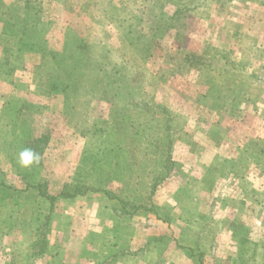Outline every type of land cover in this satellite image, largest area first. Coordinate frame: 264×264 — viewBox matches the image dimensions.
<instances>
[{
  "label": "rangeland",
  "instance_id": "obj_1",
  "mask_svg": "<svg viewBox=\"0 0 264 264\" xmlns=\"http://www.w3.org/2000/svg\"><path fill=\"white\" fill-rule=\"evenodd\" d=\"M258 1L0 0V264L18 220L25 254H40L54 235L64 237L49 226L48 205L74 212L70 229L84 231L91 225L86 201L109 207L121 222L151 226L141 231L144 239L164 232L169 240L154 237L138 264L160 261L155 246H181L180 215L192 189L203 212L194 220L204 231L189 236L194 260L208 262L214 248L212 254L224 255L232 239L225 230L233 229L242 243L229 264H264V0ZM25 22L39 27L33 34L57 58L75 61L86 47L80 81L74 85L56 59L16 42L24 39ZM167 121L168 166L167 141L160 140ZM25 147L41 154L39 165H18ZM37 185L49 194L62 185L87 193L61 203L40 195ZM122 200L129 214L114 212Z\"/></svg>",
  "mask_w": 264,
  "mask_h": 264
},
{
  "label": "crops",
  "instance_id": "obj_2",
  "mask_svg": "<svg viewBox=\"0 0 264 264\" xmlns=\"http://www.w3.org/2000/svg\"><path fill=\"white\" fill-rule=\"evenodd\" d=\"M66 187L67 186L62 185L58 192L53 193L52 191H49L52 194H49L48 192L46 194L56 196L57 199L58 197L61 198V201L58 200L61 203L63 201L65 202V200L69 201L70 197L73 196H62V191L67 190ZM42 200L43 199L40 198L38 201L42 202ZM197 200L198 196L196 197L193 189L190 190L188 193V198L186 199L185 205L182 208V212L180 215V217L182 216V220H180L184 224H186L183 226L182 231L180 230V235L177 237V241L181 242V246H177V242H175L174 245L167 244L163 249H158V247L155 246V248L157 249L156 256H160V259H158L160 261H156L155 258H145V263L198 264L199 260H194V258L192 257V253L189 250L190 248H188L189 246H192L193 249H197L196 245H193L191 241H189V236L193 232L195 234L197 233V235L199 236L198 233H200L202 230L198 229V227L196 226L197 223L194 220L195 218L197 219V214L200 215L203 213L200 210L201 206L200 203L197 202ZM85 204V207H87L88 210L86 212L91 213L89 215V218H87V220H90L91 225L86 227L84 231H82V229L80 231H78V229H75V231H72V229H70L72 220L71 218H73L74 212L70 211V216L69 213L66 212V206V208H63L61 210L60 207L57 208L56 204L55 208L53 209L52 205H48V209H45V211L51 212V215L48 216V220L50 221L49 226L52 227V231L54 230V228L59 229L58 233H61L62 235H64V237H58L59 240H54V235L51 242L47 243V246L43 247L40 254H25V251L28 248L26 244L27 235L25 234L26 232L24 224L21 220H18V228H20V231L17 233L15 239L11 237V251L8 254L6 264H51L53 262L57 264H103L107 259L113 256H115L117 259V261H115L116 264H138V259L143 252L148 253L150 247V251L151 249L153 250V245L150 244V241L152 242L154 237L161 240H163V238H167V235H165L164 232L160 233L159 235L151 234V232H149L144 239L140 236V233L142 234L141 231L150 230L152 229L151 226L144 227L143 229L138 228L136 221L131 223L132 219L124 223L112 218V212L109 207L107 208L102 204L98 206H90L87 201ZM202 204L204 203L202 202ZM90 207L92 208V210L90 209ZM38 210L42 211L39 208ZM189 215H192V217ZM187 220L191 221L187 222ZM159 221L160 222L158 226L160 227V229H164V218L160 219ZM34 227L37 228L38 225H35ZM167 229H169L168 224ZM232 230L233 229H228V231L225 230L226 233L228 232V234H230V237L232 238L230 239L231 247L229 246L225 251H223L224 255H220V257H218L219 255L212 254L215 252L213 251L215 250V248L212 249V252L207 254L208 262L205 261V258H203L204 264H212L210 262H212L213 260H215L214 264H229L230 260L232 262L236 261V257H238V254H233L232 249L238 243L240 246V243L242 242L235 231L231 232ZM78 234H83V236H80V241L74 242L73 238ZM206 236L208 235L205 234V237ZM246 239L250 243L253 241L249 238ZM167 240L169 239L167 238ZM159 243L161 244L163 242ZM214 243L216 249L218 250V247L220 249L222 245V243H220V239H218ZM256 243H258V241ZM210 245H212V243ZM35 248L37 249L38 247L35 246ZM222 248L223 246L221 247V249ZM239 256L244 257L242 254H240Z\"/></svg>",
  "mask_w": 264,
  "mask_h": 264
},
{
  "label": "trees",
  "instance_id": "obj_3",
  "mask_svg": "<svg viewBox=\"0 0 264 264\" xmlns=\"http://www.w3.org/2000/svg\"><path fill=\"white\" fill-rule=\"evenodd\" d=\"M195 1H197V0H187V2H188L187 4H192ZM258 2H260V0ZM18 18L21 19L22 16L19 15ZM37 29H39V27L35 23L25 22L24 30H23V35H24L23 37H24V39H31V41L25 42L24 39L18 38L16 40V42L17 43L20 42L21 45L25 44V47H29V50H32V51L35 50L34 52L40 51L42 53L43 59L46 60V61L47 60L49 61V58H48L47 55H49V57H52V59H56V62L58 61V63H59L60 69L66 71L65 72L66 73L65 74L66 77L72 79L73 80L72 82L75 85L77 81H80L82 79V77L79 74L83 73L81 71V64L83 62H86V60H87L86 57H85L86 54H87L86 47H82V49H80V51H79L80 52L79 59L77 58V60H75V61L74 60H67L65 58H62L60 54H59L60 56H58V58H57V56L53 53L54 51H49L46 48L45 40L42 39V38H41L42 40H39L37 38V36H35L33 34L35 31L33 32L32 30H37ZM37 40H39L41 42V44H42V48L41 49L36 47V45H38V44H36ZM80 61L82 63H80ZM63 63H66L65 66H62ZM63 75H64V71H63ZM99 77H100V75H99ZM111 77L114 78V79L122 78V76L120 74L119 75L118 74L117 75L114 74V75H111ZM76 87L77 86L74 87V91L75 92H79ZM172 130H173V127H171V123L169 121L166 122V124L164 125L163 130H161V132L164 134L162 137H160L161 143L164 142V141H167V142H165L163 144L164 146L162 148L163 152L164 151L166 152V154L164 155L165 156L166 165H167V163H173V156H172V148H173L172 147V142H173L172 141ZM31 187H34V186H33V184L31 182H29L28 183V188L30 189ZM36 187L39 188L38 192H39L40 195L48 196L46 194V192L42 189L43 188L42 185L41 186L37 185ZM83 187L84 186H81V185H75L73 187V189H72L73 190L72 194L70 193V190L69 191L68 190H64L62 192V195L70 197V196H77L78 194H86L87 191L85 192L84 191L85 188H83ZM48 197L52 198V200H54L56 198L55 196H50V195ZM127 206H128L127 205V201L126 200H122V201H120V205L119 206L113 207V210H114L115 213L129 214L131 211L129 209H127ZM138 207H140V206H138ZM136 208L137 207H134L133 212H132L131 215H135L137 213V211H135ZM152 210H154V209L152 208ZM120 218L122 219L123 217L121 216ZM191 250H192L193 253L195 252L194 251L195 249L191 248ZM106 264H108V262H106ZM198 264H202V261H198Z\"/></svg>",
  "mask_w": 264,
  "mask_h": 264
},
{
  "label": "clouds",
  "instance_id": "obj_4",
  "mask_svg": "<svg viewBox=\"0 0 264 264\" xmlns=\"http://www.w3.org/2000/svg\"><path fill=\"white\" fill-rule=\"evenodd\" d=\"M41 162V154L32 148H23L17 155V163L21 168H31L34 165H39Z\"/></svg>",
  "mask_w": 264,
  "mask_h": 264
}]
</instances>
